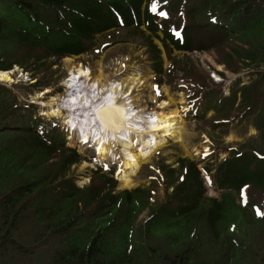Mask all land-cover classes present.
<instances>
[{
  "label": "trees",
  "instance_id": "16d2710c",
  "mask_svg": "<svg viewBox=\"0 0 264 264\" xmlns=\"http://www.w3.org/2000/svg\"><path fill=\"white\" fill-rule=\"evenodd\" d=\"M117 31L146 47L159 82L186 74L175 49L213 48L249 70L227 94L191 70L188 89L194 111H221L226 127L240 116L262 143L231 148L215 170L179 157L178 167L159 162L150 185L118 190L108 165L80 186L73 166L83 154L0 83V264H264V0H0V69L19 65L35 85L54 86L55 64Z\"/></svg>",
  "mask_w": 264,
  "mask_h": 264
},
{
  "label": "rangeland",
  "instance_id": "374dc122",
  "mask_svg": "<svg viewBox=\"0 0 264 264\" xmlns=\"http://www.w3.org/2000/svg\"><path fill=\"white\" fill-rule=\"evenodd\" d=\"M117 33V36H114L111 32L104 35L99 34L97 35V45L93 51L79 55L66 56L55 64L51 68L55 71H50V73L53 79L57 81L61 80L60 84L46 88L37 86L35 85L37 79L32 77V73L26 71L19 65H14L15 70L14 73L12 71V80L2 84L13 88L22 99L38 104L40 106L39 114L50 120V118L42 113L45 109L44 105H47L49 100H52L53 97H62L66 95V89L64 88L66 79L74 68V65L81 63L86 68L90 67L93 71L98 69L102 73L104 72L110 80L116 79L122 81L130 75L138 76L135 79L138 80V83L142 81L143 83L136 87L131 96L135 98L134 103L136 108L144 113L161 110H164L161 112L168 113L169 111L177 109L183 125H178L176 133L168 139L167 143L157 149L149 160L140 164L137 171L131 175L133 183L131 186H124L119 178L120 181L118 180L117 185L118 190L126 188L132 189L141 185H150L152 180L157 176V171L154 173L155 166L161 161H165L166 164L173 165V167H178L179 163L177 160L179 157H189L197 161L201 169L209 165L215 170L219 162L230 154L231 148H240L245 144L255 143L261 140L260 130L240 116L235 120L232 118L226 127L224 124H221L222 118L225 115L221 111L217 112L213 108L204 111L202 107L199 108V112H196L198 110L194 111L192 108L191 89H188L190 88L189 86H195L189 79L188 71L191 70L196 71L195 74L197 75L203 72L201 73V75H204L201 78L202 82L207 85L213 80L218 83L219 89H225V94L230 92V85L233 84L238 77L249 73V70L234 71L224 61V54L217 52L213 48L206 51L195 50L192 52L175 49L171 54L172 58L178 60L181 64L188 63L186 74H184L183 71H178L179 73H177L174 70L175 80L173 83H168V78L165 76H163L162 82H159L156 78L157 74L153 69V62L148 56L149 54L147 53L146 47L138 41H135L132 36L128 37L132 39L123 41L125 31H121L120 34L119 31H117ZM160 35L162 36V33H160ZM156 43L163 50L164 69H167L172 65L173 61L169 53L164 51L161 41L156 39ZM25 72L28 73V76L25 75ZM183 74L188 78L186 79L187 82L182 81L183 78L181 77H183ZM245 79L248 80V77H245ZM57 98L59 99V97ZM67 101L68 99H63V102ZM50 107L51 105L49 102V108L45 113L48 112L47 114H49V112H51L52 109H50ZM157 118L159 119L158 115ZM55 121L60 126L61 131H64L62 129V125L64 124L63 120H61V118H56ZM139 121L143 123L144 119L141 118ZM181 126L182 128H180ZM64 135L67 138V145L73 148L77 147L75 138L70 140L69 137L66 136V132ZM136 141L135 139V142ZM260 143H262V141H260ZM116 148V157L114 158L111 156L110 158H106L104 160L106 163L104 164L108 162V164L114 165V168L118 170L122 166V155L117 151L119 150L118 145ZM78 150L83 154L84 159L80 163L75 164L73 168L79 177L78 184L80 186H85L94 176L93 170H98V167L92 162L94 161L92 148L83 147ZM117 170H114L115 177ZM204 178L208 187V194L211 196H219L221 189L216 190L213 188L205 173Z\"/></svg>",
  "mask_w": 264,
  "mask_h": 264
},
{
  "label": "bare ground",
  "instance_id": "6f19581e",
  "mask_svg": "<svg viewBox=\"0 0 264 264\" xmlns=\"http://www.w3.org/2000/svg\"><path fill=\"white\" fill-rule=\"evenodd\" d=\"M14 70L15 68L0 70V80L11 81ZM70 75L65 83L70 88L68 96H57L59 99L53 97L49 100L51 112L45 113L49 108L48 102L44 105L43 114L49 118H61L65 123L74 122L79 125L80 131L89 139V143L92 142L97 157L101 159L116 157L118 145L122 166L117 170L116 177L119 181L121 179L124 186H131V175L140 164L149 160L157 149L167 143L176 133L178 125H183L178 110H168V113L161 112L164 110L145 113L138 110L134 103L135 98L131 95L143 81L138 83L135 79L138 76L135 75L122 81L110 80L104 72L98 69L93 71L81 63L74 65ZM82 77L89 82H81ZM63 99L68 101L63 102ZM78 110L80 112L75 117ZM141 118L144 119L143 123L139 121Z\"/></svg>",
  "mask_w": 264,
  "mask_h": 264
},
{
  "label": "clouds",
  "instance_id": "9594fccd",
  "mask_svg": "<svg viewBox=\"0 0 264 264\" xmlns=\"http://www.w3.org/2000/svg\"><path fill=\"white\" fill-rule=\"evenodd\" d=\"M10 70V69H9ZM70 77H71V75L69 74V76H68V78L66 79V81L67 80H69L70 79ZM88 82H89V80H87ZM64 88L66 89V95L65 96H68V94L70 93V88L69 87H67L66 85L64 86ZM62 97H64V96H62ZM44 111V110H43ZM79 112H80V110H78L74 115H75V117L76 116H78V114H79ZM43 113V112H42ZM47 117V116H46ZM49 118V117H48ZM57 118V117H51L50 118V120L51 119H53V120H55V119ZM58 119H60V118H58ZM62 120V119H61ZM64 122V121H63ZM61 129V128H60ZM62 129L66 132V136L67 137H69V139L70 140H72V139H74L75 138V141H76V143H77V147H75L77 150L78 149H80V148H92L93 149V153H94V155H93V160L94 159H97L98 157H97V154H96V152H95V150H94V147H93V144H92V142H90L89 143V139L88 138H86V139H83V133L80 131V127H79V125H77V124H75L74 122H72V123H65L64 122V124L62 125ZM63 131V132H64ZM64 132V133H65ZM66 142H67V138H66ZM70 146V145H69ZM79 151V150H78ZM112 157H114L115 158V156H112ZM110 158V157H109ZM105 159H101V163H102V166H100V165H96L95 164V162L94 161H92L94 164H95V166L96 167H98L97 169L99 170H103L105 167H107L108 165H112V164H108V162H107V164H104V163H106L105 161H104ZM113 161V160H112ZM114 166V165H113ZM117 170V168H115V171ZM115 171H114V173H115ZM204 173L205 172H203V176H204ZM114 176H115V174H114ZM118 179V178H117ZM206 181V180H205ZM206 183V182H205ZM206 186H207V184H206Z\"/></svg>",
  "mask_w": 264,
  "mask_h": 264
},
{
  "label": "built area",
  "instance_id": "2783aa9c",
  "mask_svg": "<svg viewBox=\"0 0 264 264\" xmlns=\"http://www.w3.org/2000/svg\"><path fill=\"white\" fill-rule=\"evenodd\" d=\"M25 75L26 76H28V73L27 72H25ZM28 79V78H27ZM81 82H83V83H88V81L85 79V77H82V79H81ZM83 139H86V137L83 135ZM94 162H95V164L98 166V165H100V166H102V163H101V158H97V159H94Z\"/></svg>",
  "mask_w": 264,
  "mask_h": 264
},
{
  "label": "water",
  "instance_id": "95a60500",
  "mask_svg": "<svg viewBox=\"0 0 264 264\" xmlns=\"http://www.w3.org/2000/svg\"><path fill=\"white\" fill-rule=\"evenodd\" d=\"M1 70V69H0ZM1 83H4V81L0 80Z\"/></svg>",
  "mask_w": 264,
  "mask_h": 264
}]
</instances>
